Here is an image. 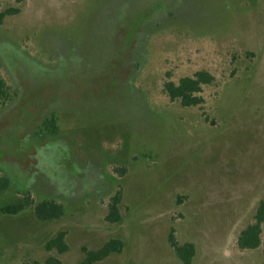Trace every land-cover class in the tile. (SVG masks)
I'll list each match as a JSON object with an SVG mask.
<instances>
[{"label":"rangeland","instance_id":"374dc122","mask_svg":"<svg viewBox=\"0 0 264 264\" xmlns=\"http://www.w3.org/2000/svg\"><path fill=\"white\" fill-rule=\"evenodd\" d=\"M0 264H79L82 247L124 243L98 264H264L238 246L264 201V0H0ZM214 81L184 107L165 84ZM121 192L122 221H105ZM64 215L42 222L26 198ZM67 232L69 250L45 243Z\"/></svg>","mask_w":264,"mask_h":264},{"label":"trees","instance_id":"16d2710c","mask_svg":"<svg viewBox=\"0 0 264 264\" xmlns=\"http://www.w3.org/2000/svg\"><path fill=\"white\" fill-rule=\"evenodd\" d=\"M18 9H8L0 13V25L7 16L18 13ZM214 81V76L209 72L199 71L193 77H184L178 84L168 82L165 84V91L172 101L179 100L184 107H196L204 103V99L199 94L204 85H209ZM11 94L5 81L0 78V108L10 100ZM10 187V180L0 176V194ZM122 201L121 192H117L110 200L105 221L109 224H116L122 221L120 204ZM26 208H32L34 215L39 221H55L63 217L64 205L54 200H43L36 203L28 197L18 203H13L1 208V213L5 215H17ZM264 224V201H261L255 214L254 223L248 225L239 235L238 246L243 250H253L261 246L262 225ZM67 232L61 231L54 238L45 243V250L51 252L56 250L59 254H64L69 250L66 242ZM169 243L175 250L178 258L183 264H192L195 256V246L192 243L179 244L175 238L174 231L169 236ZM124 249V243L119 239H111L101 248L90 250L82 247L84 259L79 264H97L112 254H120ZM23 264H30L25 262ZM37 264V263H36ZM44 264H63L54 256H49Z\"/></svg>","mask_w":264,"mask_h":264},{"label":"crops","instance_id":"0c3cea01","mask_svg":"<svg viewBox=\"0 0 264 264\" xmlns=\"http://www.w3.org/2000/svg\"><path fill=\"white\" fill-rule=\"evenodd\" d=\"M84 259V258H83ZM82 262V261H81ZM62 263H63V261H62ZM64 264V263H63ZM98 264V263H97Z\"/></svg>","mask_w":264,"mask_h":264}]
</instances>
